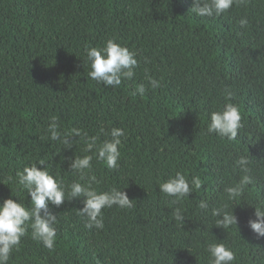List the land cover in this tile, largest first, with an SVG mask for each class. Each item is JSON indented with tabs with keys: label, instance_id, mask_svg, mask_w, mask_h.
<instances>
[{
	"label": "trees",
	"instance_id": "obj_1",
	"mask_svg": "<svg viewBox=\"0 0 264 264\" xmlns=\"http://www.w3.org/2000/svg\"><path fill=\"white\" fill-rule=\"evenodd\" d=\"M192 6L193 0H0V181L6 184L0 183V203L12 189V199L31 207L16 174L41 161L37 166L65 185L80 181L69 172L74 155H93L95 149L85 151L89 138L102 144L112 128L125 130L119 168L93 155L87 175L96 176L97 191L117 188L133 200L131 208L103 209L102 229L85 227L78 212L83 198L49 205L58 220L55 247L34 240L29 227L8 264H210L211 243L230 247L232 264H264V238L247 223L264 206V0L213 17L195 15ZM109 39L135 52L139 63L117 88L88 76L85 48ZM148 77L160 86L151 88ZM141 83L143 96L134 94ZM226 103L242 113L235 140L207 131L211 114ZM53 116L61 133L78 128L87 136L64 149L50 139ZM240 156L251 161L253 183L229 200L224 189L244 174L235 164ZM177 171L198 177L202 187L182 200L161 193L158 185ZM224 205L237 227L216 226L212 209ZM177 208L183 224L173 218Z\"/></svg>",
	"mask_w": 264,
	"mask_h": 264
},
{
	"label": "clouds",
	"instance_id": "obj_2",
	"mask_svg": "<svg viewBox=\"0 0 264 264\" xmlns=\"http://www.w3.org/2000/svg\"><path fill=\"white\" fill-rule=\"evenodd\" d=\"M245 3L246 0H193L190 11L199 17L220 16L234 5ZM247 23L245 18H241L239 21L241 27H245ZM85 53L91 69L88 76L105 87L117 88L121 85L122 80H131L135 75V69L139 66L136 59L137 54L113 39L107 40L101 47L88 46L85 48ZM147 82L153 89L160 86L159 81L152 77H148ZM145 91L146 87L141 83L136 86L134 94L143 96ZM227 96L230 100L232 93L228 92ZM242 127V113L239 106L226 103L221 110L211 114L207 131L209 134L215 133L227 140H235ZM58 129L57 118L53 116L48 125L50 139L60 141L65 146L64 149L73 147L76 140L73 139L74 137L87 136L86 132L82 133V130L78 128H72L64 133ZM108 135L111 139L105 140L99 145L96 136L90 137L85 151L92 153L95 149L93 155L96 159L104 162L109 169L116 170L119 168L121 156L119 149L122 144L121 137L125 136V130L112 128ZM93 155L82 157L74 155V159L69 164V172L78 173L80 181H84V183L74 181L70 185H65L62 179L50 173L48 167L37 166L44 165L43 161L39 164L25 166L22 171L17 172V183L27 190V194L31 197V207L21 203L19 199L18 201L12 199V189L9 187L11 196L0 203V264H8L13 250L19 247L21 239L27 234L29 227L34 240L41 242L44 247L50 250L55 247L57 236L55 225L58 220L49 205L59 207L65 200L72 201L83 198V207L78 212L79 215L86 217L85 227L88 229L104 227L103 209L111 208L114 205L122 209L133 206V200L129 199L127 193L120 189L111 188L108 191L99 192L93 187V184L99 183L95 175H87L92 168ZM250 163L247 156H240L235 161L236 166L244 174L237 183L224 189L229 200L240 197L245 187L253 183ZM0 183L5 184L2 181ZM158 186L161 193L174 197L176 200H182L189 197L193 188L200 189L202 181L198 177L189 180L185 174L177 171L174 177ZM198 206L204 210L209 207L208 203L204 201H201ZM226 208L227 205H224L212 209L211 212L214 217H217L216 226L222 227L224 230L238 225V219L234 215L233 209L228 212L225 210ZM254 217L255 219L248 220V227L258 239L264 238V206L255 207ZM173 218L180 224L184 223L185 217L181 208L175 210ZM207 252L210 264H232L236 259L234 251L224 243L209 244Z\"/></svg>",
	"mask_w": 264,
	"mask_h": 264
}]
</instances>
